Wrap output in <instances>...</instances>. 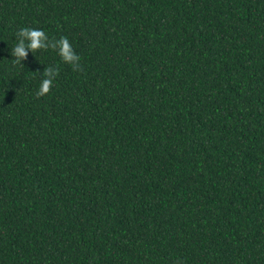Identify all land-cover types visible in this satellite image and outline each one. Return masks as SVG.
<instances>
[{
	"label": "trees",
	"instance_id": "16d2710c",
	"mask_svg": "<svg viewBox=\"0 0 264 264\" xmlns=\"http://www.w3.org/2000/svg\"><path fill=\"white\" fill-rule=\"evenodd\" d=\"M0 264H264V0H0Z\"/></svg>",
	"mask_w": 264,
	"mask_h": 264
},
{
	"label": "clouds",
	"instance_id": "9594fccd",
	"mask_svg": "<svg viewBox=\"0 0 264 264\" xmlns=\"http://www.w3.org/2000/svg\"><path fill=\"white\" fill-rule=\"evenodd\" d=\"M15 35L18 42L11 48V55L15 57L16 64H22L21 61L27 58L29 50L35 52L41 49H52L57 52L63 62L72 66L73 71H82L81 57L75 53L67 37L60 36L59 39H50L44 30L27 26L19 28ZM58 75V68L52 66L44 68L43 78L35 93L37 98L49 93Z\"/></svg>",
	"mask_w": 264,
	"mask_h": 264
}]
</instances>
